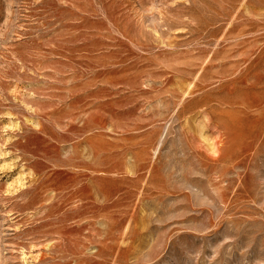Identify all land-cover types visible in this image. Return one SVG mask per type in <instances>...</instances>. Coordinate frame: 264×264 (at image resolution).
Returning <instances> with one entry per match:
<instances>
[{"label":"rangeland","instance_id":"rangeland-1","mask_svg":"<svg viewBox=\"0 0 264 264\" xmlns=\"http://www.w3.org/2000/svg\"><path fill=\"white\" fill-rule=\"evenodd\" d=\"M0 264H264V0H0Z\"/></svg>","mask_w":264,"mask_h":264}]
</instances>
